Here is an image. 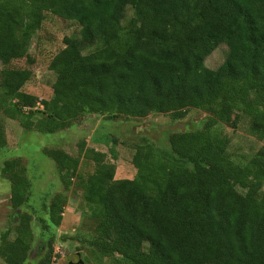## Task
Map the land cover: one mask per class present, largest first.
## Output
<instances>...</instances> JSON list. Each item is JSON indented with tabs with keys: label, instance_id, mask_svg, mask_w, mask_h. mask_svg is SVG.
I'll return each mask as SVG.
<instances>
[{
	"label": "trees",
	"instance_id": "1",
	"mask_svg": "<svg viewBox=\"0 0 264 264\" xmlns=\"http://www.w3.org/2000/svg\"><path fill=\"white\" fill-rule=\"evenodd\" d=\"M46 13L79 31L50 60L56 79L49 99L22 90L30 70H0V109L25 132L57 133L87 115L111 121L152 113L181 119L191 108L208 114L204 128L172 133L169 153L136 145L132 179H115L107 154L84 142L77 156L43 149L95 223L76 238L83 261L264 264V148L237 162L229 139L215 132L217 124L236 128L246 120L248 134L264 143V0H0L2 64L28 52ZM219 45L226 57L210 69L205 59ZM6 145L0 124V149ZM87 161L91 173L80 170ZM1 173L19 213L16 240L11 230L2 234L0 258L28 261L35 216L36 264H52L65 195H54L43 218L30 204L20 158L4 161Z\"/></svg>",
	"mask_w": 264,
	"mask_h": 264
},
{
	"label": "rangeland",
	"instance_id": "2",
	"mask_svg": "<svg viewBox=\"0 0 264 264\" xmlns=\"http://www.w3.org/2000/svg\"><path fill=\"white\" fill-rule=\"evenodd\" d=\"M125 13L128 17L131 9L127 8ZM78 31L77 24L46 13L45 20L35 33L28 52L9 64L4 65L0 62V70L3 68L30 70L32 77L22 90L40 99H49L52 95V84L56 79V75L48 68L50 60L64 47V38L76 35ZM226 52V46L219 45L205 59L206 67L210 69L219 67L226 57ZM207 119V113L192 108L181 119H175L169 114L152 113L144 118L120 117L110 121L99 115H87L68 129L43 134L25 132L18 120L7 117L0 109V124L4 128L7 142L6 147L0 149V241L2 234L7 230L12 231L9 239L16 240L13 229L19 213H15L10 207V183L1 173L4 161L18 157L25 166L32 185L30 204L37 215L47 218L44 213L46 214L47 206L54 195L57 193L65 195L67 201L63 205L62 222L59 227L54 228L55 257L52 264H66L68 257L76 252H79L83 259L85 252L77 250L79 243L76 238L95 223L88 217V208L82 201L80 191H75L73 186L65 190L54 161L43 153V149H63L70 155L77 156L80 144L84 142L87 148L107 154V161L115 166V179H132L136 174L131 163L136 145L150 144L159 152L169 153L168 138L172 133L202 129ZM215 132L229 139L228 151L237 162L264 148V143L248 134L246 120L240 122L236 128L217 124ZM111 152H115L116 160L113 159ZM89 163L88 161L82 163L80 170L84 173L93 172L95 167L93 163ZM31 226L33 251L25 264H36L39 255L34 248L41 242V226L35 220V216ZM0 264H5L1 258Z\"/></svg>",
	"mask_w": 264,
	"mask_h": 264
},
{
	"label": "water",
	"instance_id": "3",
	"mask_svg": "<svg viewBox=\"0 0 264 264\" xmlns=\"http://www.w3.org/2000/svg\"><path fill=\"white\" fill-rule=\"evenodd\" d=\"M66 264H85L79 252L73 253L68 257Z\"/></svg>",
	"mask_w": 264,
	"mask_h": 264
}]
</instances>
